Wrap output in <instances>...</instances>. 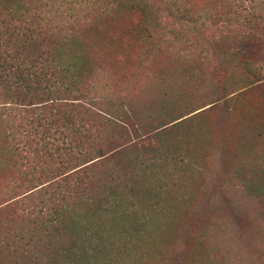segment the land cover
<instances>
[{"label": "rangeland", "instance_id": "rangeland-1", "mask_svg": "<svg viewBox=\"0 0 264 264\" xmlns=\"http://www.w3.org/2000/svg\"><path fill=\"white\" fill-rule=\"evenodd\" d=\"M117 1L51 3L78 14H61L65 27L78 25L58 40L84 64L90 110L121 105L117 127L83 119L104 131L100 146L109 149L91 166L125 214L46 232L22 218L14 201L34 182L17 188L6 150L12 129L0 113V264H65L92 226L106 246L115 241L100 252L106 264H264V0L254 9H221V0H167L172 9H158L140 0L151 6L142 27L138 15L111 9ZM17 240L38 250V262L2 252Z\"/></svg>", "mask_w": 264, "mask_h": 264}, {"label": "trees", "instance_id": "trees-1", "mask_svg": "<svg viewBox=\"0 0 264 264\" xmlns=\"http://www.w3.org/2000/svg\"><path fill=\"white\" fill-rule=\"evenodd\" d=\"M47 1L51 5L38 0H21L20 5L12 6L8 0H0V100L7 102L0 104V113L12 129L7 136L6 150L15 174L21 175L17 188L34 182L14 204H22L21 217L43 232L57 230L66 223L73 225L82 217H85L82 221H86L95 219L96 215L103 217L109 213L113 218L125 214L120 211L122 207H115L118 195L106 192L110 186L96 177L91 166L109 149L100 146L107 141L101 137L104 131H96L83 119L96 122L94 118H97L109 126H116L121 122V105L106 101L102 109H94L98 113L90 110L94 103H90L88 90L80 79L88 83L84 64L66 56L63 53L66 42L58 40L61 33L71 36L78 25H72L70 20L69 27H65L61 14L66 19H76L78 14L72 15L71 9L63 11L61 7L64 6L60 4L53 9L52 0ZM149 1L158 9L173 7L167 0ZM254 1L221 0V9L223 5L225 9H254ZM103 3L105 9L111 4ZM143 5L140 0H119L111 9L138 15L142 27V23L149 20L148 9L151 8ZM183 9L187 7L183 5ZM48 11L51 17L46 16ZM102 14L104 11H100ZM75 112L77 124L72 116ZM108 142L111 144L109 139ZM95 204V208L91 207ZM100 230L96 226L86 229L84 246L74 247L78 248L74 258L65 264H106L108 259L99 257L100 252L110 250L115 241L106 246ZM95 239L99 242L91 245ZM3 245L1 250L7 257L16 254L18 258L27 257L29 261L38 262L35 255L38 250L34 251L29 243L18 241L9 246L3 242ZM39 249L44 250L43 247Z\"/></svg>", "mask_w": 264, "mask_h": 264}]
</instances>
